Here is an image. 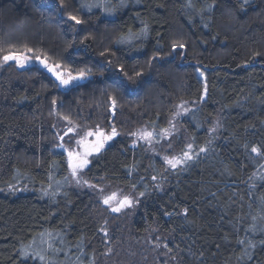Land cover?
Returning <instances> with one entry per match:
<instances>
[{
	"label": "trees",
	"instance_id": "1",
	"mask_svg": "<svg viewBox=\"0 0 264 264\" xmlns=\"http://www.w3.org/2000/svg\"><path fill=\"white\" fill-rule=\"evenodd\" d=\"M8 52L29 59L0 61V264H104L111 244L118 264H264V0H0ZM36 57L92 78L66 90ZM113 100L156 137L188 103L176 141L193 158L168 168L125 136L73 181L61 146L109 127ZM123 189L138 206L107 232L101 199ZM127 223L149 257L117 244Z\"/></svg>",
	"mask_w": 264,
	"mask_h": 264
},
{
	"label": "rangeland",
	"instance_id": "2",
	"mask_svg": "<svg viewBox=\"0 0 264 264\" xmlns=\"http://www.w3.org/2000/svg\"><path fill=\"white\" fill-rule=\"evenodd\" d=\"M176 49L173 48V52L171 53L170 58H176ZM175 53V54H174ZM180 59V58H179ZM66 71L63 73L64 78L66 79L65 76ZM83 73L82 76V81L79 80H73V82L70 83V86L66 89L69 90L71 88H73L74 86H77L78 84H84L86 83L83 80H90L92 78L91 75H89L90 73L88 72H77L74 73L73 75H77V74H81ZM111 78H114V74H111ZM108 73H103V76H106L108 78H110V75ZM87 75V76H86ZM146 78V77H145ZM143 78L144 80L147 79L148 82H150L153 78ZM65 85V84H64ZM129 88V86H128ZM130 89V88H129ZM135 88H132V90H134ZM130 93V92H129ZM129 97L133 98L135 97V95H133V93L129 94ZM183 104H188V103H184V102H178L175 103L174 107H173V111L171 112V114L169 115V117L167 118L169 124V131H163L162 132V136L161 137H156V135H154L153 130L149 129V125H148V117L144 114V112H142L143 114L137 112V115L134 117H128V116H123L122 112L120 111V109H118V106L115 103V107H113V105L111 106V114L113 116L112 120H110L111 122L109 123V127L105 128V135H110L111 131H112V127L114 126L117 132V135L113 136L112 139L110 140H106L104 142L103 147L100 149L102 150L103 148H105V146H109L111 144L114 143L115 140H117L120 137H127L129 139V141H131L132 145H137L139 143L145 144L148 151L150 153H155L159 159L163 162L164 165H166V167L168 168H173L170 164L167 163V159H172L174 157H181V155L183 153H181V147L178 144V141H176V138L179 134V132L181 131L179 124L175 121L176 115H178L180 112L183 111ZM181 105H183V107H181ZM120 112V113H119ZM88 131H102L99 129L96 130H87L86 133ZM155 131V130H154ZM143 132H151L152 136L148 139H142L139 135H133V133H143ZM86 133L84 134V136L79 139L78 141L84 140V143H79L77 148H68L69 151H72L74 153H81L83 154L85 151L86 146L91 148V146L95 143L96 141V137L95 136H88L86 137ZM156 133V131H155ZM175 136V137H174ZM86 137V139H85ZM165 140H167L165 142ZM99 150V151H100ZM190 149L188 147H186L184 152H189ZM97 153L96 151H92L88 156L87 159L89 161V158L92 154ZM68 160V159H67ZM69 162V169H70V174L72 176L73 181H77L79 184L85 185L86 183H84V181H86L84 179V172L86 170L87 165L78 171V174L76 176L72 175V167H71V163ZM180 164V163H179ZM177 164V166L179 165ZM88 184V183H87ZM117 193V197L118 199H122L124 196H128L131 200H132V204L129 207H125L123 208L120 212H113L111 210V207L109 205L104 204L103 200L104 197L111 195L112 193ZM112 193L108 194V195H104L103 198L101 199V203H102V207L103 209H98L100 216L102 218V223H104L101 228L103 230H107L108 232V226L107 223L110 224L109 222L110 219L108 220V215L109 217L111 216H116L118 214H120L119 216H121L122 218H125L127 215H133V211H135L134 209H136V207L138 206V195L131 190H120V191H112ZM132 209V210H131ZM106 224V225H105ZM120 229H119V233L118 234V239L117 240V244L119 243V245H121L122 247L125 246L126 244H129V247L131 248L132 251H137L139 253H141L142 255H144L143 257H149V255H145V249H142V247H139V244L144 246V243L141 241L139 243V241L137 242L138 239L135 240H130L128 241V237L130 236V225L127 223L126 226H124L123 224L119 225ZM118 233V232H117ZM125 234H127L125 239ZM106 240V243H110L111 240L107 239L109 237V234L106 235V232L104 233ZM115 238V236H114ZM113 238V239H114ZM116 244V245H117ZM166 244H159L158 245V249H161L163 251H165V253H170L169 249L167 247H165ZM136 247V248H135ZM131 252V251H129ZM159 253V257H163V255ZM123 257H125V254H123ZM120 255L118 254V252L115 250V247H113V244H111V246L109 248H105L102 252H97L96 257H99V261H104V264H118L120 263L119 261L116 260V257H119ZM126 257H128V255H126ZM132 257V256H131ZM147 261V260H146Z\"/></svg>",
	"mask_w": 264,
	"mask_h": 264
},
{
	"label": "snow or ice",
	"instance_id": "3",
	"mask_svg": "<svg viewBox=\"0 0 264 264\" xmlns=\"http://www.w3.org/2000/svg\"><path fill=\"white\" fill-rule=\"evenodd\" d=\"M85 7H91L92 5H84ZM70 19L75 21L77 24L81 23V20L76 17V16H70ZM176 45H173V48H175ZM179 47L183 48L184 45L180 44ZM28 52H31L32 49H27ZM29 57L23 53V52H8L7 54L0 56V61L2 62H8V61H15L20 67H24L25 63L28 61ZM36 59H40V57H36ZM42 63H45L44 61H42ZM45 66L48 67L47 63H45ZM50 70H54L51 69ZM57 78L60 80V82L62 84H68L70 82L71 79H74V77L71 76V74H68V78L65 79L63 77V75L61 73H56ZM81 77L83 76V73L80 74ZM207 92V86L205 85V93ZM113 107H115V100H113ZM181 107H183V105H181ZM69 131H72V129L70 128ZM167 131V130H165ZM117 135L116 129L113 126L112 127V131L110 135H105L102 131H88L86 133V137L88 136H95L96 137V141L95 143L91 146V148L87 147L85 148V151L83 154L81 153H74L72 151H69L68 156H69V160L71 163V167H72V175L76 176L78 174V171L83 169L88 163V159L87 156L92 152V151H96L98 152L104 145V142L106 140H110L112 139L113 136ZM133 135H139L142 139H148L152 136L151 132H143V133H133ZM85 137V139H86ZM61 139H63V137H61ZM78 143H84V140L78 141ZM192 145H188V148L191 149ZM206 149L201 148L200 151H205ZM252 152L257 153L258 155L260 154V149L258 147H253L251 149ZM192 155L190 154V152H184L182 154V157H174L172 159H167V163L170 164L172 167H176L177 164L179 163H183L187 160L192 159ZM84 183H88L87 181H84ZM91 186V185H90ZM144 193H140V195H143ZM104 204L109 205L111 207V210L113 212H120L123 208L125 207H129L132 204V200L128 197V196H124L122 199H118L117 197V193H112L109 196L104 197L103 200ZM187 210L185 209V212ZM51 247V245H50ZM165 247H167V245H165ZM41 261H43L45 259V257L43 255H41L39 252L34 253Z\"/></svg>",
	"mask_w": 264,
	"mask_h": 264
},
{
	"label": "water",
	"instance_id": "4",
	"mask_svg": "<svg viewBox=\"0 0 264 264\" xmlns=\"http://www.w3.org/2000/svg\"><path fill=\"white\" fill-rule=\"evenodd\" d=\"M42 61H44L45 63H47V65H48V67H46L45 66V63H42ZM36 62H37V64L39 65V67L41 68V69H43L50 77H52V78H54V79H57V80H59L58 78H57V75H56V70H55V67L53 66V65H51V64H49V62L48 61H46L45 59H42V58H40V59H36ZM50 68L51 69H54V70H50ZM72 77H74V79H71V80H79V81H82V77H81V75L80 74H77V75H71ZM68 78V77H67ZM66 78V79H67ZM202 78H203V76H202ZM70 80V81H71ZM84 81V80H83ZM59 83L61 84V85H64V84H62L61 82H60V80H59ZM69 84V83H68ZM68 84H65V85H68ZM61 149L68 155V153H69V151L64 147V146H61ZM68 158H69V156H68Z\"/></svg>",
	"mask_w": 264,
	"mask_h": 264
},
{
	"label": "flooded vegetation",
	"instance_id": "5",
	"mask_svg": "<svg viewBox=\"0 0 264 264\" xmlns=\"http://www.w3.org/2000/svg\"><path fill=\"white\" fill-rule=\"evenodd\" d=\"M69 73H70L71 75L74 74V73H71V72H66V73H65L66 78L68 77V74H69ZM86 76H87V75H86ZM63 77H64V76H63ZM84 81L86 82L87 80H84ZM57 82H59V80H57ZM71 82H73V80H71V81L69 82L68 85H63V86L69 87ZM59 84H60V83H59ZM102 132L105 134V130H102ZM105 147H106V146H105ZM103 149H104V148H103ZM103 149H102V150H103ZM67 156H68V155H67ZM67 159H68L67 161H70L69 158H67Z\"/></svg>",
	"mask_w": 264,
	"mask_h": 264
}]
</instances>
